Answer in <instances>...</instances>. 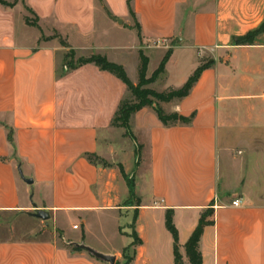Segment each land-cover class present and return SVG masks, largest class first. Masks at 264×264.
<instances>
[{"label":"crops","instance_id":"crops-1","mask_svg":"<svg viewBox=\"0 0 264 264\" xmlns=\"http://www.w3.org/2000/svg\"><path fill=\"white\" fill-rule=\"evenodd\" d=\"M0 1V213L35 220L43 210L53 226L1 237L0 264H109L75 244L113 264H174L168 210L183 263L205 214L202 264H264V0ZM64 48L104 56L133 84L139 51L150 77L170 50L147 86L157 92L209 65L187 96L160 103L190 120L166 126L152 107L134 112L140 148L113 166L100 142L125 134L111 121L128 90L93 63L66 69Z\"/></svg>","mask_w":264,"mask_h":264},{"label":"trees","instance_id":"trees-1","mask_svg":"<svg viewBox=\"0 0 264 264\" xmlns=\"http://www.w3.org/2000/svg\"><path fill=\"white\" fill-rule=\"evenodd\" d=\"M129 2L130 0H127L128 4ZM0 3L3 2L0 1ZM263 28H264V23L260 26V28H258V30H256V32L261 31ZM170 54L171 51L167 50L164 56L162 57V59L160 60L158 67L154 70L152 75L150 77H146V68H147L148 59L141 51H139V62L137 66L138 82L136 84H133L130 81V79L127 77L121 65L109 62L104 56L100 54H93L87 58H80L77 60L75 64H72L71 61H68L64 63V66L66 67V69H74L85 63H93L101 70H106L112 73L114 76H116L125 84L128 92H130L133 99L129 100L127 98H123L120 101L118 108L112 118L111 125L124 128L125 134L132 141L135 142V137L133 136V134L129 129V119L134 112L140 110L145 106L152 107L160 122L166 126L175 124L177 122L187 123L191 118V116L184 117L178 115L177 113H165L164 110L161 108L160 103L169 102L173 99H181L187 96L192 86L197 81L201 71L205 69L209 65V63L201 62L200 65L195 69L193 74L179 88H169L162 92H157L151 88H148L147 86L153 81H155V79L164 72V67ZM139 148L140 146L136 144L137 151L139 150ZM88 160L91 161L92 163L99 162L103 165H106L103 159L95 155L94 156L88 155ZM120 171L128 185L129 195L131 198H133L134 197L133 182L123 172V169L121 167H120ZM208 213H210V211H208ZM207 224H209V221L206 220V215L204 214L200 217L197 226L191 233L188 240L185 242L184 250L186 257L188 259V263L186 264H202V256L199 250V240L203 228ZM165 226L173 238L174 264H185L182 262L181 255L178 252V233L172 222V214L170 210L166 211L165 214ZM128 260L129 259H126V263L128 262Z\"/></svg>","mask_w":264,"mask_h":264},{"label":"rangeland","instance_id":"rangeland-1","mask_svg":"<svg viewBox=\"0 0 264 264\" xmlns=\"http://www.w3.org/2000/svg\"><path fill=\"white\" fill-rule=\"evenodd\" d=\"M31 21L32 20H30V22ZM32 24H35V22H32ZM115 37H117V35ZM62 44H64L62 46H67L65 42H63ZM91 55L93 54H88L83 51L82 53L81 52L77 53L75 50L64 48V52L62 54V64L68 61H71L72 64H75L78 59L87 58ZM132 64H133V56L130 53V55L126 58V66H127L128 74L133 73ZM124 98H127L129 100L133 99L130 92H128ZM105 137L106 138L102 140L100 143L102 144V147L103 146L107 147L105 151L106 156L108 161L113 166L117 165L119 161H124V160L128 162L131 161L132 159L131 153H133V148L137 144L136 140L135 142L131 141L127 135L123 134V130H120L118 128L117 129L115 128L114 130L112 129L111 132L107 134ZM52 227L53 226L51 225L50 219H47L46 221L41 220L40 218H35V220H28L26 217H20V216L18 217L15 214L0 213V238L13 237V236L21 237L22 235L25 236L27 235V232L30 231L32 228H34V230L40 229L39 232L42 235H48V232H50V234L53 233ZM46 229L47 231H45Z\"/></svg>","mask_w":264,"mask_h":264},{"label":"water","instance_id":"water-1","mask_svg":"<svg viewBox=\"0 0 264 264\" xmlns=\"http://www.w3.org/2000/svg\"><path fill=\"white\" fill-rule=\"evenodd\" d=\"M18 173L20 174V177L23 181H25L26 183H32V179L24 177L20 169L18 170ZM30 215L33 217H36V218H40L42 220H46L49 218V214L43 210H36L35 212L30 213ZM75 245L85 249L86 251L91 253L94 257H96L100 260H103L109 264L114 263V257L112 255H107V254L98 252V251L94 250L93 248H91L87 245H84V244H75Z\"/></svg>","mask_w":264,"mask_h":264},{"label":"built area","instance_id":"built-area-1","mask_svg":"<svg viewBox=\"0 0 264 264\" xmlns=\"http://www.w3.org/2000/svg\"><path fill=\"white\" fill-rule=\"evenodd\" d=\"M159 43H161V41H156L154 44H156V45H158ZM231 204L233 205V206H239V204H240V199H233L232 201H231ZM74 227H76V225L74 226Z\"/></svg>","mask_w":264,"mask_h":264}]
</instances>
